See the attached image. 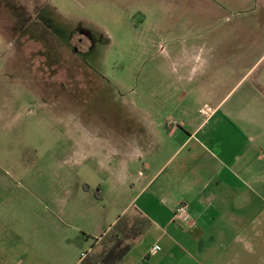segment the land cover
<instances>
[{
  "label": "rangeland",
  "instance_id": "374dc122",
  "mask_svg": "<svg viewBox=\"0 0 264 264\" xmlns=\"http://www.w3.org/2000/svg\"><path fill=\"white\" fill-rule=\"evenodd\" d=\"M262 1L0 0V264L3 225L26 241L36 230L81 229V243H93L86 232L130 196L125 184L107 200L123 180L117 160L130 173L140 166L116 143L148 118L203 120L200 109L213 105L188 79L214 54L235 67L251 51L240 38L243 25L263 31ZM247 245L241 264H264V244Z\"/></svg>",
  "mask_w": 264,
  "mask_h": 264
},
{
  "label": "crops",
  "instance_id": "0c3cea01",
  "mask_svg": "<svg viewBox=\"0 0 264 264\" xmlns=\"http://www.w3.org/2000/svg\"><path fill=\"white\" fill-rule=\"evenodd\" d=\"M257 7L263 13L264 0ZM251 26L243 25L240 38L251 51L236 55L235 67L231 60L224 64L226 53L214 54L188 79L212 103L210 117L186 112L159 124L148 118L116 143L118 152L138 158L140 166L130 173L124 158L117 160L115 171L123 180H116L107 200H118L125 184L130 196L116 217L97 220V233L86 232L93 239L89 247L69 242L81 229L36 230L26 241L21 230L3 225V264H85L104 248L105 236L122 217L128 227L145 220L149 225L126 237L129 251L117 264L246 263L247 238H256L258 249L264 244V29L253 32ZM171 86L175 82L159 84ZM180 203L189 207L191 226L173 221Z\"/></svg>",
  "mask_w": 264,
  "mask_h": 264
},
{
  "label": "trees",
  "instance_id": "16d2710c",
  "mask_svg": "<svg viewBox=\"0 0 264 264\" xmlns=\"http://www.w3.org/2000/svg\"><path fill=\"white\" fill-rule=\"evenodd\" d=\"M148 225L149 223L145 220L128 227L126 218L122 217L105 236L104 248L99 253L90 255L87 259H85V264H117L129 251L130 245L123 244L126 237H128L129 234H132L131 232L133 231H139V234H141ZM135 235H138V233ZM86 237L87 236L84 234H81L79 237L69 240V242L74 243L81 249L83 246L81 240Z\"/></svg>",
  "mask_w": 264,
  "mask_h": 264
},
{
  "label": "built area",
  "instance_id": "2783aa9c",
  "mask_svg": "<svg viewBox=\"0 0 264 264\" xmlns=\"http://www.w3.org/2000/svg\"><path fill=\"white\" fill-rule=\"evenodd\" d=\"M200 113L205 117H210L214 113V109L208 105H205L201 110ZM173 221H177L183 224L192 225L193 220L189 213V207L185 203H180L173 212ZM156 248H153L152 251H155ZM82 257H85V254H82Z\"/></svg>",
  "mask_w": 264,
  "mask_h": 264
}]
</instances>
